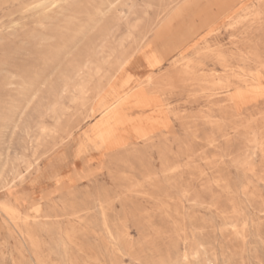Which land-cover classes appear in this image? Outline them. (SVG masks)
Wrapping results in <instances>:
<instances>
[{
  "label": "rangeland",
  "instance_id": "obj_1",
  "mask_svg": "<svg viewBox=\"0 0 264 264\" xmlns=\"http://www.w3.org/2000/svg\"><path fill=\"white\" fill-rule=\"evenodd\" d=\"M82 1L91 11L104 3L105 16L80 36L78 63L100 50L101 26L106 45L131 59L58 106L45 82L57 74L44 72V48L32 37L42 14L24 9L29 0L0 1V102L28 100V82L38 91L0 129V160L14 164L0 181V205H16L46 230L67 226L61 215L72 202L83 208L85 198L106 193L134 237L138 225L159 233L161 251L199 249L190 264H264V0ZM140 84L162 108L139 103ZM144 124L148 134L136 136ZM168 163L179 167L163 173ZM0 227V264H31L1 210ZM42 237L47 257L54 243Z\"/></svg>",
  "mask_w": 264,
  "mask_h": 264
},
{
  "label": "bare ground",
  "instance_id": "obj_2",
  "mask_svg": "<svg viewBox=\"0 0 264 264\" xmlns=\"http://www.w3.org/2000/svg\"><path fill=\"white\" fill-rule=\"evenodd\" d=\"M0 1L8 3L15 0ZM29 1L31 2L25 5L24 9L27 12L36 11L42 14L39 30L33 33L32 37L38 39V43L44 48L42 53L44 72L50 71L48 76L53 75L55 72L57 74L55 80L49 81L47 78L45 81L49 86L51 97L56 102L54 106H58L63 102L66 93L74 94V99L72 100L76 102L75 93L77 91L84 93V89L93 81L95 76L103 75L107 79L106 82H108L114 73L123 70L129 63L131 55L118 54L117 51L106 45V26H101L99 31L102 36V43L99 46L100 50L98 53L93 55L86 54L85 63H78L76 50L80 36L85 38L88 28L98 29L105 16L104 3L96 5L92 12L90 7L88 8V5L82 0ZM185 1L187 0H179L176 4L178 5ZM115 11L117 12V10ZM82 16L88 17L87 23L81 22ZM156 27L157 25L152 27L147 33L153 32ZM170 44L171 41L169 40L167 46H170ZM178 50L179 48L176 47L172 50V53ZM98 54L104 56L102 62L94 61ZM67 55L70 56V59L65 63L64 58ZM116 64L118 65L117 67H115ZM82 74H86L87 78L80 82ZM64 77L65 81L62 83L61 78L63 80ZM146 82L152 83L153 77L148 78ZM142 85L138 86L135 93L139 103L145 106L162 108V104L157 97L143 93ZM121 86L123 87V84ZM33 87L28 82V100L24 98L22 102L15 100L8 103L0 102V129H8L23 116L28 104L37 96L38 91L29 92ZM115 109H111V112ZM105 125L103 126L104 128ZM135 134L136 136L145 137L148 134L146 133L145 124L135 128ZM12 166L7 161L1 162L0 160V181L4 178L8 168L11 171L14 170ZM178 167L174 163H168L165 165L163 173L170 174L177 170ZM152 176L149 173L145 178L150 181ZM73 186L72 183H69L64 188L67 189V192H70ZM136 187L137 184L133 185L130 188V192L136 191ZM82 204L84 207L80 208L78 203L72 202L69 207L70 212L64 211L65 214L61 215L67 222L66 227H53L46 230H36L33 227L36 221H31L29 216L22 215L19 208L14 204H2L0 205V210L7 217L14 232L22 240V244L31 253L33 257L31 264H124L123 257L125 256L130 257L133 262L138 264H190L191 261L199 262L200 260L201 252L199 249H187V252L181 255H176L173 247H168L166 250L161 251L159 248L160 235L155 230H151L152 232L148 233L143 227L138 225L136 227L138 236L134 237L129 231L128 224L112 214L115 199H112L106 193L104 196H97L94 199L85 198ZM95 228L101 229V235L96 233ZM42 233H45L47 238L54 243L49 249L50 253L47 257L43 255L42 248L45 239L42 237Z\"/></svg>",
  "mask_w": 264,
  "mask_h": 264
}]
</instances>
